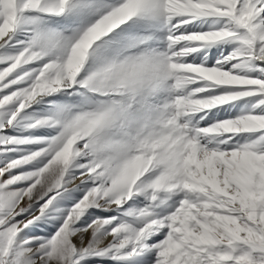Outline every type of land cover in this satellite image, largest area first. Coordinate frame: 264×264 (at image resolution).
Segmentation results:
<instances>
[{
	"label": "snow or ice",
	"instance_id": "6c2138e0",
	"mask_svg": "<svg viewBox=\"0 0 264 264\" xmlns=\"http://www.w3.org/2000/svg\"><path fill=\"white\" fill-rule=\"evenodd\" d=\"M13 152L0 264H264V0H0Z\"/></svg>",
	"mask_w": 264,
	"mask_h": 264
},
{
	"label": "bare ground",
	"instance_id": "6f19581e",
	"mask_svg": "<svg viewBox=\"0 0 264 264\" xmlns=\"http://www.w3.org/2000/svg\"><path fill=\"white\" fill-rule=\"evenodd\" d=\"M17 129L19 130V132H18L19 134L18 133L17 134L13 133L12 132V129L11 130H8V134L9 135H26L27 134L26 132H23L22 129H20L19 127L18 128H15L14 130H17ZM49 131H51V130L50 129H40L37 134H45V133H47ZM25 147L32 148V147H35V146H25ZM21 154L22 153H20V155ZM6 156H9V154L6 155ZM8 158H10V157H8ZM14 158H16V157H14ZM14 158H11V159H14ZM6 163H7V161H5L4 159H0V167H3L4 164H6ZM57 207H59V209H61V210H66L68 208H71L69 204H66V203H63V202L57 204ZM92 212L99 214L98 213V210H96V209H93ZM58 214H59V216L61 215V213L59 211H58ZM64 214L65 215L67 214L66 211L64 212ZM94 218H95V216H93V219ZM86 222L87 223H91V220L88 219L87 217H85L84 219H82L79 222V224L77 225V227H85L86 226ZM32 227H33V230H34L35 234H39V233L47 234V230L49 228H51V224H47L46 227H39V228H37L35 225H33ZM41 228L43 229V231L41 230ZM25 231H27V229ZM106 264H111V262H106Z\"/></svg>",
	"mask_w": 264,
	"mask_h": 264
},
{
	"label": "rangeland",
	"instance_id": "374dc122",
	"mask_svg": "<svg viewBox=\"0 0 264 264\" xmlns=\"http://www.w3.org/2000/svg\"><path fill=\"white\" fill-rule=\"evenodd\" d=\"M34 111L36 113L43 114V113H46L47 111H49V109H48V107H47L46 104H44V105L41 104V105L34 106ZM14 129H12V132L15 133V134H17L19 132V130L18 129L17 130H14ZM20 129H22V128H20ZM9 130H11V129H9ZM26 135H28V133ZM18 155H20V153L13 152V153H9V156H0V159H4L5 161H8V160H11V158L17 157ZM8 157H10V158H8ZM69 205H70V207L72 206L71 204H69ZM56 208H59V207H57V205H56ZM49 214L50 215H54V216H59L58 211H55V210H52V209H50V213ZM39 223L40 224H44L45 222L44 221H40ZM47 224H51V227H52V222H48ZM41 230L43 231L42 228H41ZM37 235H45V234L39 233ZM133 264H139V262L138 261L137 262H133Z\"/></svg>",
	"mask_w": 264,
	"mask_h": 264
}]
</instances>
